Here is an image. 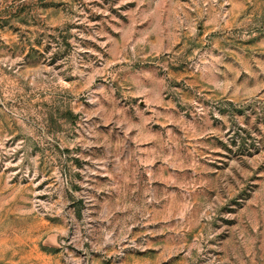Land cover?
I'll list each match as a JSON object with an SVG mask.
<instances>
[{"label":"rangeland","instance_id":"obj_1","mask_svg":"<svg viewBox=\"0 0 264 264\" xmlns=\"http://www.w3.org/2000/svg\"><path fill=\"white\" fill-rule=\"evenodd\" d=\"M0 264H264V0H0Z\"/></svg>","mask_w":264,"mask_h":264}]
</instances>
